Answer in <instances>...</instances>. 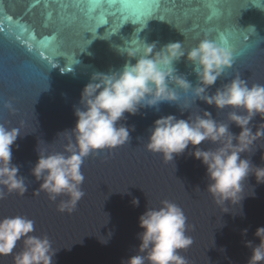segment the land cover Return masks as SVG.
<instances>
[{
	"label": "water",
	"instance_id": "obj_1",
	"mask_svg": "<svg viewBox=\"0 0 264 264\" xmlns=\"http://www.w3.org/2000/svg\"><path fill=\"white\" fill-rule=\"evenodd\" d=\"M246 3L117 0L110 4L104 0L97 5L91 0H0V124L21 130L12 146V163L19 166V174L27 178L28 185L23 195L11 193L0 199V218L23 215L34 220L32 234H47L58 249L54 264H123L136 254L140 244L137 234L143 229L139 216L147 206L158 208L167 199L179 205L187 217V235L193 243L181 250V255L189 264H247L251 248L245 241L259 244L254 233L264 226V183L258 184L254 175L248 177L241 214L238 205L225 207L214 202L206 190V166L188 154L194 147L215 145L207 141L189 145L173 162H165L160 154L144 147L153 122L160 116L174 114L186 119L191 111L206 109L215 119L227 122V108L217 110L197 99L192 109L183 113L175 102L160 103L159 111L145 107L135 115L125 113L127 119L121 123L130 128L129 143L84 160L85 195L71 213L57 208L67 197L49 200L39 190L41 182L30 172L38 159V144L48 151H63L65 137L57 134L75 126L74 108L83 87L95 72L122 69L129 58L117 46L125 41L137 37L155 41L157 49L180 41L187 50L205 37L220 42L223 36L233 51L234 62L210 87V93L236 75L249 85L264 84V0H254L255 4L249 0L248 6L241 8ZM149 11L154 16L145 26L141 14ZM236 25L245 31L240 32ZM249 27L254 32H248ZM45 59L55 67L49 68ZM173 66L177 74L195 85L196 74L185 58ZM7 99L13 101L14 112L3 107ZM190 101L191 93L185 96L181 91L178 102L183 105ZM261 122V117L254 118L253 131ZM230 129L240 131L234 123ZM262 148L264 138L253 145L251 160L256 165H264ZM241 156L248 157L249 153ZM133 197L139 199V206L131 203ZM243 229H247L246 235ZM22 247V241L18 242L14 252ZM0 264H13L12 255H0Z\"/></svg>",
	"mask_w": 264,
	"mask_h": 264
},
{
	"label": "clouds",
	"instance_id": "obj_2",
	"mask_svg": "<svg viewBox=\"0 0 264 264\" xmlns=\"http://www.w3.org/2000/svg\"><path fill=\"white\" fill-rule=\"evenodd\" d=\"M225 43L223 36L220 42L205 37L187 50L180 41L157 49V42L149 43L137 37L117 46L129 59L119 71L91 75L74 108L75 126L57 134L65 137L63 151H48L38 144V159L30 172L41 182L39 190L53 202L59 196H66L57 208L61 212H74L85 195L82 189L85 177L81 171L84 160L104 149L129 143L130 128L121 123L127 119L125 113L135 115L145 107L159 111L162 102L177 103L183 113L192 109L199 99L217 110L229 109L227 122L215 119L210 111L198 106L199 110L191 111L186 119L174 114L160 116L153 122L144 147L160 154L165 162H173L189 145L199 146L205 141L215 145L207 149L194 147L188 154L206 166V190L214 202L225 207L238 205L242 214L241 202L248 177L254 175L258 184L264 183V165H256L251 160L253 145L264 138V122L255 126V131L251 123L256 116L264 121V84L249 85L236 75L210 93V87L234 62L233 51ZM182 57L192 65L195 85L185 75L177 74L173 66ZM132 58L135 63L131 62ZM181 91L185 96L191 93L190 103L178 102ZM2 104L9 111H15L11 99ZM233 123L240 129L239 133L231 131ZM19 135L20 128L0 124V199L11 193L23 195L28 190L27 178L12 163V146ZM242 153L249 156L242 157ZM254 194L252 191L251 195ZM131 203L139 206V199L133 197ZM160 205L158 208L147 206L139 216V227L143 229L137 234L140 244L136 254L123 264H189L181 255V250L193 243L187 235V217L173 201L165 199ZM34 232L35 221L27 216L0 218V255H12L13 264H54L58 249L53 247L47 234L37 236ZM246 233L247 229H243L242 234ZM254 235L260 243L253 245L252 241H245V246L251 248L247 264H264V226L257 227ZM21 241L23 247L14 252Z\"/></svg>",
	"mask_w": 264,
	"mask_h": 264
},
{
	"label": "snow or ice",
	"instance_id": "obj_3",
	"mask_svg": "<svg viewBox=\"0 0 264 264\" xmlns=\"http://www.w3.org/2000/svg\"><path fill=\"white\" fill-rule=\"evenodd\" d=\"M91 2L92 3H94V4H97V5H100V4H102L103 2H104V0H91ZM107 2L108 3H110V4H114V3H116L117 2V0H107ZM251 2L253 3V4H255L254 3V0H251ZM248 3H249V0H247V3H246V6H244V7H241V8H246L247 6H248ZM240 8V9H241ZM240 9H239V12H240ZM142 15V17H143V21H144V25L146 26V22H147V20L148 19H150V18H152L154 15H153V13L151 12V11H149L148 13H145V14H141ZM158 19H161L162 20V18H159V17H157ZM132 23H134V22H132ZM135 24V23H134ZM105 25H107V21L105 22ZM144 26V27H145ZM236 27H237V25H236ZM238 28V27H237ZM239 29V28H238ZM240 30V29H239ZM140 30L139 29H137V32H139ZM245 30H240V32H244ZM247 31L248 32H254V29L252 28V27H249L248 29H247ZM18 38V37H17ZM225 46H228V41L226 40V43H225ZM29 51H31V49H28ZM86 50V49H85ZM84 50V51H85ZM83 52V51H82ZM37 56H40L41 55V53L39 52V51H37ZM44 62H45V64H47V66L49 67V68H53V67H55L53 64H51V63H49V61L47 60V59H45L44 60ZM77 61H75L74 63H76ZM63 70V68L61 69V71ZM68 70H70V69H68ZM191 246V245H190ZM189 246V247H190Z\"/></svg>",
	"mask_w": 264,
	"mask_h": 264
}]
</instances>
